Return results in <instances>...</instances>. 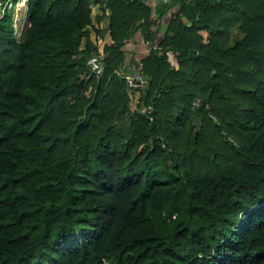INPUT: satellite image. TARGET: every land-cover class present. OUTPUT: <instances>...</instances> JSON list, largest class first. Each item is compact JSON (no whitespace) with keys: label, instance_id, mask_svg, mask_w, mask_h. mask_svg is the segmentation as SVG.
Wrapping results in <instances>:
<instances>
[{"label":"trees","instance_id":"obj_1","mask_svg":"<svg viewBox=\"0 0 264 264\" xmlns=\"http://www.w3.org/2000/svg\"><path fill=\"white\" fill-rule=\"evenodd\" d=\"M1 1L0 264H264V0Z\"/></svg>","mask_w":264,"mask_h":264},{"label":"rangeland","instance_id":"obj_2","mask_svg":"<svg viewBox=\"0 0 264 264\" xmlns=\"http://www.w3.org/2000/svg\"><path fill=\"white\" fill-rule=\"evenodd\" d=\"M7 6V8L11 7L9 2H4L0 0V16L3 13V9L4 7ZM17 6V7H16ZM95 9V8H94ZM92 10L93 16L96 15L97 10L95 12V10ZM18 10V11H17ZM95 12V13H94ZM25 13H26V0H18V2L15 4V6L12 9V15H13V19H12V23H13V31H14V36L17 40H20L22 35L24 34L25 28H26V22H25ZM15 15V16H14ZM104 21V20H103ZM107 21H104L102 23V25H99V31L102 32V34H97L95 33V31H89V38L92 41L93 44H95L98 48V51L101 53L102 52V48L105 44H109L110 43V39L109 36L107 34ZM22 29V30H21ZM203 35L205 36L206 34L203 33ZM138 38H136L135 40L133 39V42H129V44H127L125 46V51L127 52V62L125 65V68L127 70H125V72L129 71L128 75L131 74V60H133L132 58L134 57H139V55L141 54V48H140V44H138L137 42ZM135 41V42H134ZM130 68V69H129ZM126 74V73H125ZM130 92V97H131V104L129 107V111H134L138 105V99H139V93L138 92ZM141 110H139V112H141ZM126 117H122L120 116V119L118 120V125L124 123V119Z\"/></svg>","mask_w":264,"mask_h":264},{"label":"built area","instance_id":"obj_3","mask_svg":"<svg viewBox=\"0 0 264 264\" xmlns=\"http://www.w3.org/2000/svg\"><path fill=\"white\" fill-rule=\"evenodd\" d=\"M168 0H151V5L156 6L160 3H166ZM102 54V52H101ZM88 68L90 73L95 74L96 76H99L103 72V65L99 57H92L88 60L87 62ZM127 83H128V89L131 92H138L143 90L145 86V81L141 79V73L139 71H136L130 77L127 78ZM195 106L198 105V102L194 103ZM141 112H147L150 113L151 109H142ZM149 120H152L151 117Z\"/></svg>","mask_w":264,"mask_h":264},{"label":"crops","instance_id":"obj_4","mask_svg":"<svg viewBox=\"0 0 264 264\" xmlns=\"http://www.w3.org/2000/svg\"><path fill=\"white\" fill-rule=\"evenodd\" d=\"M102 1H104V0H102ZM94 8H95V9H94ZM93 9L95 10V12H96V10H97V13H96L95 16H93V13H92V23H93L94 28L98 30V29H99L98 26H99V25H102V23H103L104 21H107V20L105 19L104 21L102 20L101 22H98V21H97V16L100 15V14H102V13H101V10H100V8H99L98 6H93V7H92V10H93ZM95 12H94V13H95ZM107 26H108V24H107Z\"/></svg>","mask_w":264,"mask_h":264},{"label":"water","instance_id":"obj_5","mask_svg":"<svg viewBox=\"0 0 264 264\" xmlns=\"http://www.w3.org/2000/svg\"><path fill=\"white\" fill-rule=\"evenodd\" d=\"M143 3L146 4V1H143ZM119 79L120 80L122 79L121 76H119ZM195 125H196V130H198L200 128V125H201L199 119L195 120Z\"/></svg>","mask_w":264,"mask_h":264},{"label":"bare ground","instance_id":"obj_6","mask_svg":"<svg viewBox=\"0 0 264 264\" xmlns=\"http://www.w3.org/2000/svg\"><path fill=\"white\" fill-rule=\"evenodd\" d=\"M15 6V5H14ZM17 7V6H16ZM18 11V10H17ZM15 16V15H14ZM26 17V16H25ZM22 30V29H21Z\"/></svg>","mask_w":264,"mask_h":264}]
</instances>
